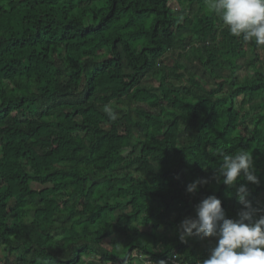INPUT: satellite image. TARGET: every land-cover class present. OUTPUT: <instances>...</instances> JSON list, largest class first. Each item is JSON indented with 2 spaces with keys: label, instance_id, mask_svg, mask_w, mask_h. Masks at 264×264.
I'll list each match as a JSON object with an SVG mask.
<instances>
[{
  "label": "trees",
  "instance_id": "trees-1",
  "mask_svg": "<svg viewBox=\"0 0 264 264\" xmlns=\"http://www.w3.org/2000/svg\"><path fill=\"white\" fill-rule=\"evenodd\" d=\"M218 149L252 154L264 207V46L205 0H0V260L202 264L215 238L177 226L209 195L242 207Z\"/></svg>",
  "mask_w": 264,
  "mask_h": 264
},
{
  "label": "clouds",
  "instance_id": "clouds-1",
  "mask_svg": "<svg viewBox=\"0 0 264 264\" xmlns=\"http://www.w3.org/2000/svg\"><path fill=\"white\" fill-rule=\"evenodd\" d=\"M206 8L218 16L229 34L242 37L246 42L264 46V0H205ZM104 111L108 112L105 107ZM112 119L116 116L109 113ZM222 158L213 179L232 192L239 205L237 218H228L222 201L215 194L200 200L195 215L185 217L177 226V235L183 242L188 237L201 240L215 238V245L209 250L202 264H264V207L254 206L248 199V184L259 185L253 156L246 150L228 154L217 150ZM217 153H214L216 155ZM200 179L187 186L188 193H195L207 184Z\"/></svg>",
  "mask_w": 264,
  "mask_h": 264
},
{
  "label": "rangeland",
  "instance_id": "rangeland-1",
  "mask_svg": "<svg viewBox=\"0 0 264 264\" xmlns=\"http://www.w3.org/2000/svg\"><path fill=\"white\" fill-rule=\"evenodd\" d=\"M172 7L174 9H178L179 8L176 2L175 3H172ZM164 62H165V64L172 65L174 63V58L171 57V55H166V57L164 58ZM242 63H243V60H238L239 67L237 68V73L240 76H244L245 75V70L243 68H241ZM198 78L200 79V81L202 83H206L208 81V76L203 71H201V70H199ZM144 82L150 88L151 87L152 88H156V86L158 85V83L156 82V80L153 79V78H151V76H148L145 79ZM138 153H139V147L136 148L135 156ZM32 187L34 189H41L43 186L40 185V184H33ZM129 209H130V206L126 202H123L122 201V204L119 207V209L117 210V212L118 213H121V214H126V213L129 212ZM108 243H109V239H105V240H103L102 246L105 247V248H107V247H109ZM10 264H12V263L10 262Z\"/></svg>",
  "mask_w": 264,
  "mask_h": 264
},
{
  "label": "built area",
  "instance_id": "built-area-1",
  "mask_svg": "<svg viewBox=\"0 0 264 264\" xmlns=\"http://www.w3.org/2000/svg\"><path fill=\"white\" fill-rule=\"evenodd\" d=\"M0 264H8V263L4 262L3 260H0Z\"/></svg>",
  "mask_w": 264,
  "mask_h": 264
},
{
  "label": "crops",
  "instance_id": "crops-1",
  "mask_svg": "<svg viewBox=\"0 0 264 264\" xmlns=\"http://www.w3.org/2000/svg\"><path fill=\"white\" fill-rule=\"evenodd\" d=\"M3 253V252H2ZM2 253H1V255H2Z\"/></svg>",
  "mask_w": 264,
  "mask_h": 264
}]
</instances>
